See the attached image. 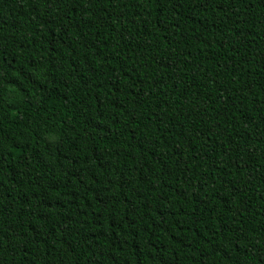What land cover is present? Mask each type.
I'll return each instance as SVG.
<instances>
[{"label":"trees","instance_id":"16d2710c","mask_svg":"<svg viewBox=\"0 0 264 264\" xmlns=\"http://www.w3.org/2000/svg\"><path fill=\"white\" fill-rule=\"evenodd\" d=\"M0 264H264V0H0Z\"/></svg>","mask_w":264,"mask_h":264}]
</instances>
